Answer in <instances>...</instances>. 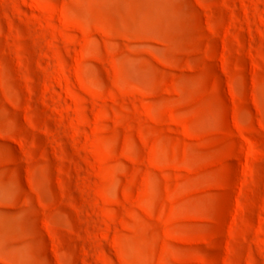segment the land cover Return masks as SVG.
Wrapping results in <instances>:
<instances>
[{"label": "rangeland", "instance_id": "1", "mask_svg": "<svg viewBox=\"0 0 264 264\" xmlns=\"http://www.w3.org/2000/svg\"><path fill=\"white\" fill-rule=\"evenodd\" d=\"M0 264H264V0H0Z\"/></svg>", "mask_w": 264, "mask_h": 264}]
</instances>
